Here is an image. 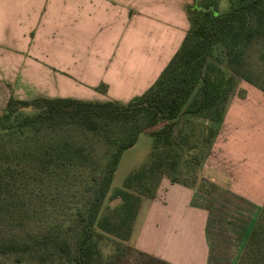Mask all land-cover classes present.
<instances>
[{"label": "crops", "instance_id": "obj_1", "mask_svg": "<svg viewBox=\"0 0 264 264\" xmlns=\"http://www.w3.org/2000/svg\"><path fill=\"white\" fill-rule=\"evenodd\" d=\"M191 3L0 0V105L20 84L33 96L127 102L179 48ZM245 90L230 97L214 122L199 173L252 208L264 202V92ZM195 194L189 184L162 176L153 196L140 202L134 245L166 264H236L255 221L244 219L245 229L236 220L230 227L212 222Z\"/></svg>", "mask_w": 264, "mask_h": 264}, {"label": "trees", "instance_id": "obj_2", "mask_svg": "<svg viewBox=\"0 0 264 264\" xmlns=\"http://www.w3.org/2000/svg\"><path fill=\"white\" fill-rule=\"evenodd\" d=\"M193 1L185 9L190 25L179 48L156 80L127 102L9 96L0 114V187L25 178L55 179L92 162L82 145L61 133L67 126L96 134L112 150L91 178L93 198L76 211L72 225L51 223L42 234L0 240L1 250L35 251L40 264L53 256L64 264H102L101 238H129L141 200L153 196L160 178L180 182L179 156L200 163L204 153L191 154L209 144L214 128L206 136L175 126L185 114L220 121L234 84L229 68L256 85L239 69L252 44L264 45V0H228L224 12L218 11L219 0ZM141 133L152 138L148 162L110 193L121 154ZM107 199L119 202L110 207ZM238 264H264V202Z\"/></svg>", "mask_w": 264, "mask_h": 264}, {"label": "rangeland", "instance_id": "obj_3", "mask_svg": "<svg viewBox=\"0 0 264 264\" xmlns=\"http://www.w3.org/2000/svg\"><path fill=\"white\" fill-rule=\"evenodd\" d=\"M193 3L194 1L192 0L191 4ZM227 9L228 0H219L218 11L224 12ZM239 70L256 85L249 83L240 74L229 68V73L234 78V84L224 105V109L233 95L244 96L246 87H264V45L261 41L252 44L246 52ZM21 85L22 87L14 94V97L29 99L37 96L29 93L26 94V86ZM5 105L6 103L0 105V114ZM214 125L213 121L202 116L185 114L179 117L175 128L178 129L183 126L182 128L186 130L192 129L196 134L203 131L204 135L208 136L209 127H213ZM61 133L82 145L92 162H89L83 168H71L67 172L64 170L55 179L47 178L36 182L25 178L21 182L19 180L16 185L8 186L5 189L0 187V206L2 207L0 209V240L9 238L26 239L30 235L42 234L51 223L72 225L76 217V211L84 210L88 206V202L93 198L92 187L94 184L90 182L91 178L99 175L98 170L106 161L112 147L96 134L76 127H64ZM194 138L192 136V140ZM0 144L2 143L0 142ZM207 149L208 145L205 147L200 146L199 150L193 151L191 156L197 155V157H200V153L205 154ZM151 151V136L147 133L139 134L135 144L126 149L120 156L110 193H113V191L122 186L123 179L127 174L148 162ZM177 151L180 152L179 149ZM173 158H176V156ZM184 159L183 155L179 156L178 169L180 170V174L178 180L182 183L186 182V184L195 189L196 200L200 199L198 203L202 202L201 204L208 206L212 215V222L218 220V224L223 222L226 223L227 227H230L229 223L236 220L240 223L237 225L238 228L245 229L246 227L243 224L244 219L256 220L261 205L250 208L245 201H240L241 205H239V201L234 195L225 192L207 180L211 187V192H209L205 188L202 176L199 173L200 163L196 164L197 161H186ZM118 202L116 199H107L106 204L113 207ZM99 246L101 247L102 258L100 262L102 264H165L138 250L133 243L131 235L125 241L104 236L99 241ZM244 250L245 246L240 256H234L236 264H238ZM220 258L223 259L224 257ZM228 258L230 259V257ZM38 261L39 259L35 251H3L0 248V264H40ZM43 264L64 263L53 256Z\"/></svg>", "mask_w": 264, "mask_h": 264}]
</instances>
